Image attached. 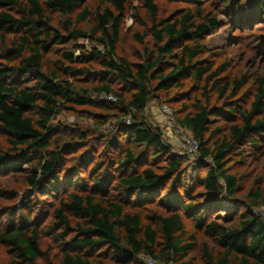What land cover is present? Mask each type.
<instances>
[{
	"label": "trees",
	"instance_id": "trees-1",
	"mask_svg": "<svg viewBox=\"0 0 264 264\" xmlns=\"http://www.w3.org/2000/svg\"><path fill=\"white\" fill-rule=\"evenodd\" d=\"M87 1L0 0V35L13 34L3 55L0 54V132L9 136L11 145L8 153L0 146V172H17L24 164L29 172L26 185L33 192L47 196L58 193L60 154L58 150L49 149L53 136L49 123L62 112L71 110L62 100L80 106L93 102L102 109H110V105L116 104L122 115L132 113L133 118L130 124L118 121L115 133L131 139L143 152L135 156L129 147H125L123 157L115 161V164L122 162L117 166V175L105 173L102 180L94 182L93 193L80 195L70 191L60 197L58 206L52 211L58 222L55 226L68 229L72 216L84 219L78 228L79 238L70 242L76 251L64 253L63 264H94L92 253L97 249L109 251L122 264H145L140 257L158 259L155 248L159 240L164 248L160 258L166 256L168 261L173 256L182 260L186 251L193 247L192 237H187L189 243L186 244L181 240L185 236L184 217L192 214L195 227L221 250L216 257L204 250L205 264H264V221L259 213L264 209V185L249 193L250 202L241 205L243 210L238 213L233 198L237 181L227 173L228 154L245 147L257 151L260 146L264 135V83L258 85L248 109H232L231 113L237 115L239 123L230 127L229 139L216 141L214 147L209 145L206 135L210 117L218 116L215 106L198 104L197 111L179 121L180 128L198 142L196 167L207 170L203 177H196L195 184L203 191L188 194L187 202L174 199L164 206V214L147 217L150 223L142 222L140 216L126 213L127 200L134 195L138 198L145 196L147 202L159 198L171 178L181 174L182 163L164 144L162 132L137 116L144 111L151 96L178 86L183 77L198 81L209 73L206 75L208 80L216 77L210 67H200L195 61L200 53L199 47L187 43L207 35L218 26V22L208 14L202 16V10L197 7L201 0L190 1L194 7H186L173 21L158 19V7L154 1L144 0V8L152 19L151 34L157 48L146 51L140 62L133 64L116 52L128 0H107L108 7L96 15L89 35L74 28L75 24L87 19V8L84 7ZM255 1L258 10L264 8V0ZM79 9L74 22H65V36L51 27L53 21L48 13L67 17ZM5 11H14L15 15ZM196 17L201 18V22H195ZM84 38L94 40L104 51L92 49L81 53L78 58L69 51L63 53V58L71 63L100 62L104 70L96 74L101 81L92 91L97 95H111L116 98L115 102L105 98L92 101L86 90L77 89L64 78L66 74L90 76L91 71L85 67H66L64 72L62 68L45 69V58L52 47ZM135 38L138 42L143 41L138 34ZM174 50H178L177 64L165 73L161 69L163 58L171 56ZM108 77L112 79L104 81ZM30 81H33L31 85ZM217 83L214 81L215 85ZM241 84L240 81L231 82L233 94ZM228 86L229 83L216 87L220 96L228 92ZM32 111L37 114L35 122L29 116ZM106 138L112 148L118 149L114 134ZM147 156H161L165 160L161 172L144 166ZM109 189L115 195H110ZM222 212L223 218L218 215ZM30 234H24L21 229L0 231V243L13 248L19 262L35 264L40 256L39 233L32 230Z\"/></svg>",
	"mask_w": 264,
	"mask_h": 264
},
{
	"label": "rangeland",
	"instance_id": "rangeland-1",
	"mask_svg": "<svg viewBox=\"0 0 264 264\" xmlns=\"http://www.w3.org/2000/svg\"><path fill=\"white\" fill-rule=\"evenodd\" d=\"M144 0H128L126 14L121 25L120 40L117 45V55L130 63L140 62L144 53L154 51L157 48L151 34L152 19L147 9L143 5ZM158 7V19L173 21L178 18L186 7H194L190 3L192 0H153ZM196 6V5H195ZM84 7L87 8V19L74 28L89 35L96 21V15L108 7L107 0H88ZM202 10V16L208 14L214 17L218 26L197 39L196 42H189V45H197L200 53L195 61L200 67H210L211 72L216 73V77L208 80L206 74L201 81L191 77H183L179 80L178 86L167 91H161L151 96L146 108L138 115L147 125L157 128L163 134V142L169 146L171 154L179 157L182 163V172L179 176L172 177L163 188L159 198L152 202H147L146 197L141 198L135 195L128 199L125 208L126 213L140 216L142 222L150 223L147 217L155 214H164V206L172 203L174 199L188 201V194L196 195L202 193V189L196 186L197 176L203 177L207 169L197 168V155L188 157L182 153L181 137L187 131L179 126V121L186 115L191 114L200 106H215L218 116L210 117L209 131L206 135L208 143L214 147L217 141L227 140L230 137V127L239 123L236 114L231 113L237 107L241 110L248 109L253 101L254 94L260 83H264V8L258 10L255 0H201L197 6ZM63 17L57 13H48L52 19V25L56 30L61 31L65 36L64 24L67 20L74 22L75 15ZM15 15L14 11H5ZM195 22H201L199 17ZM143 38L138 42L135 35ZM13 34L5 33L0 35V54L3 55ZM98 37V36H95ZM97 49L103 52L101 46L89 38L71 41L66 45L54 46L45 58V69L66 67L80 69L82 67L91 71V75H69L64 76L77 87L86 90L92 101L103 100V95L93 93V87L100 84L101 79L97 78V72L103 71L104 67L100 62L71 63L63 58L64 52L73 51L74 58H78L81 53L90 52ZM178 50H174L171 56L163 58L162 71L168 73L177 64ZM0 62H2L0 60ZM108 77L104 81H110ZM218 79V80H217ZM214 81H218L215 85ZM232 81H240L242 84L233 94ZM33 81H30L29 85ZM229 83L228 92L220 96L216 90L217 86L222 87ZM115 87L117 83H114ZM71 110L64 111L49 125L53 128L50 150H58L60 154L58 177L60 190L54 195H41L33 192L27 185L29 174L26 165H20L22 170L17 172H0V231L7 229L23 230L24 234L31 235L30 231H38L39 259L35 264H63L64 253H74L75 248L71 245V240L79 238L78 228L84 219L72 216L68 229L55 226L58 222L52 216V211L58 206L60 197L66 196L70 191L80 195L94 192V182L100 181L105 173L117 175V166L122 162H117L123 157L125 147H129L135 156H140L142 150L136 146L131 139L115 133L118 121H125L127 117L131 120L132 113L122 115L120 106L110 105V109H102L98 104L89 103L85 106L66 103ZM167 104L172 113L173 122L168 123L167 118L162 115L160 108ZM33 121H37L35 111L29 113ZM105 122V123H103ZM131 122V121H130ZM114 134L118 141V149L112 148L107 136ZM9 136L0 132V146L6 153L10 151L11 145L8 143ZM260 146L255 151L249 147L228 154L230 161L227 165V173L235 177L237 181V191L235 199L236 212L240 213L250 202L249 193L256 191L264 185V135L260 139ZM121 156V157H120ZM35 159V157H33ZM226 159V160H227ZM153 168L156 172H161L165 165V160L160 157L147 156L144 166ZM143 168V167H141ZM135 169V168H133ZM221 186L224 184L220 181ZM110 195L115 192L109 189ZM259 211L258 209L256 210ZM223 218L224 213H219ZM185 236L181 239L184 244L190 236L193 247L186 251L185 257L179 260L178 257L171 256L166 261V256L160 258L163 246L159 240L158 247L155 248V255L158 257L152 260L154 264H171L190 262L191 264H205L204 250L214 257L220 254L216 243L206 237L203 232L194 225L193 214L184 217ZM28 220V221H27ZM21 227V228H20ZM166 254V253H165ZM94 264H122L109 251L97 249L93 253ZM140 259L143 261L142 257ZM19 259L15 250L8 244L0 243V264ZM19 264H28V262ZM134 264V263H129Z\"/></svg>",
	"mask_w": 264,
	"mask_h": 264
},
{
	"label": "built area",
	"instance_id": "built-area-1",
	"mask_svg": "<svg viewBox=\"0 0 264 264\" xmlns=\"http://www.w3.org/2000/svg\"><path fill=\"white\" fill-rule=\"evenodd\" d=\"M105 100L111 101V102H115L116 98L109 95V96H104ZM160 112L162 113V115H164L167 118L168 123H172L173 122V118H172V113L170 111V109L166 106L163 105L160 109ZM131 119L129 117L126 118L125 123L126 124H130ZM181 147H182V153L184 155H187L188 157H194L197 155L198 152V142L193 139L191 137V135H182L181 137ZM260 216L262 217L263 221H264V209L259 211ZM143 261L145 264H154V262L146 257H142ZM173 264V263H171Z\"/></svg>",
	"mask_w": 264,
	"mask_h": 264
}]
</instances>
